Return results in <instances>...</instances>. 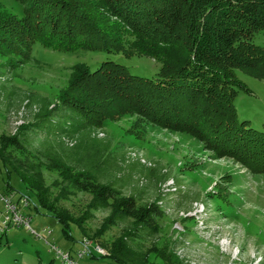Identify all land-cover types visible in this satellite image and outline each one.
Instances as JSON below:
<instances>
[{
  "label": "trees",
  "instance_id": "16d2710c",
  "mask_svg": "<svg viewBox=\"0 0 264 264\" xmlns=\"http://www.w3.org/2000/svg\"><path fill=\"white\" fill-rule=\"evenodd\" d=\"M20 1L26 8L24 17L0 15V58L14 64H29V51L36 44L70 56L116 52L131 57L132 49L155 59L170 54L171 59L161 63L152 79L140 78L111 61L100 62L94 71L80 62L72 64L69 88L61 95L66 110L79 116L75 120L72 114L55 115L56 106L51 108L46 98L23 95L29 108L38 105V113L32 123L7 139V145L21 154L28 151V130L42 135L41 143L36 155L23 154L19 160L6 153L9 148L0 149V160L32 191L41 207L57 218L65 236L71 238L70 223L82 234L85 230L80 222L55 213L43 169L60 177L55 186L61 192L55 201L72 194L67 188L79 190L82 180L93 183L85 215L107 212L94 235L101 237L123 226L120 237L107 246L102 244L110 260L148 264L151 251L146 252L139 242L158 235L157 218L163 213L157 204L160 198L134 213V203L140 200L119 191L114 165L107 161L111 142L91 137L106 119L101 116L102 109L107 110L103 106L115 100L129 115L137 114L171 134L194 137L213 153L214 161L231 159L249 173L264 175V133L254 131L248 121L241 122L233 104L237 89H243L237 71L264 79V49L253 43L257 33L264 34V0H103L115 22L99 15L95 0ZM108 22L114 26L110 28ZM24 55L25 60L16 59ZM65 140L74 143L69 146ZM126 158L145 168L139 160Z\"/></svg>",
  "mask_w": 264,
  "mask_h": 264
},
{
  "label": "rangeland",
  "instance_id": "374dc122",
  "mask_svg": "<svg viewBox=\"0 0 264 264\" xmlns=\"http://www.w3.org/2000/svg\"><path fill=\"white\" fill-rule=\"evenodd\" d=\"M95 1L100 6L98 11L102 18L117 21L105 10L103 0ZM25 11L20 0H0L2 16L8 13L22 18ZM111 22L107 23L110 28L114 26ZM253 43L264 49V34L257 33ZM163 50L171 52L166 48ZM29 52V64H14L0 58V149L9 148L7 139L18 134L22 126L32 123L38 113V105L29 108L28 98L23 95L46 98L51 108L56 106L55 115L59 117L72 114L74 120L79 118L76 113L66 110L61 95L69 88L72 64L80 62L94 71L100 62L111 61L125 66L140 78L152 79L162 62L171 61L170 54L155 59L132 49L129 50L133 53L131 57L116 52H80L70 56L42 49L38 44ZM25 58L24 55L16 59ZM246 72L241 70L235 74L243 85V89H237L233 101L237 118L241 122L248 121L254 131L264 133V79ZM122 105L115 100L103 106L107 110L102 109L101 116L106 119L91 137L111 142L107 161L114 165V178L118 187L121 186L119 191L125 196L136 195L140 200L134 203V213L142 211L156 197L160 198L157 204L163 213L157 218L158 235L155 239L139 242L146 252L151 251L148 264H264V175L249 173L231 159L214 161L213 153L194 137L184 133L171 134L141 120L137 114H127ZM26 132L30 144L23 154L33 157L42 135L30 134V130ZM65 143L71 146L74 142L65 140ZM12 149L10 147L6 153L17 160L23 157ZM128 153L156 163L157 167L145 169L136 163L130 164L126 162ZM42 171L49 188V203L55 213L80 222L85 232L82 234L70 223L68 234L71 238L65 236L57 218L41 207L32 191L11 169L3 168L0 160V196L12 203L22 196L28 198L30 204L22 209V213L30 217L31 228L41 237H33L24 226H11L0 234V264H62L55 253H50L51 244L63 253L70 252L76 264H115L109 257H76L82 238L97 242L101 247L102 244L107 246L120 237L123 227H114L101 237L94 235L107 216L103 211L85 215L95 185L82 180L79 190L67 188L72 194L55 201L61 192L60 187L55 186L60 183V177L57 172ZM4 208L0 197L2 217L6 212ZM44 229L51 231L49 236Z\"/></svg>",
  "mask_w": 264,
  "mask_h": 264
},
{
  "label": "built area",
  "instance_id": "2783aa9c",
  "mask_svg": "<svg viewBox=\"0 0 264 264\" xmlns=\"http://www.w3.org/2000/svg\"><path fill=\"white\" fill-rule=\"evenodd\" d=\"M129 156L139 160L138 162L144 165L145 168L153 166L152 163L146 161V159L144 160L141 156H138L135 153H131ZM0 197L1 201L5 205L4 209L6 210L4 217L0 216V234L6 232L11 226H24L33 234V237H39L38 234H35L31 228L30 217L22 213V209H25L29 206V199L22 196L16 203H12L8 198H5V196ZM43 232H45L47 236H49L51 233V231L47 229H44ZM80 245L81 248L76 255L77 259H82L84 257L93 259L95 255L104 258L109 257L108 251L101 247L100 244L94 241L92 242L86 237L81 239ZM49 251L50 253H55L56 256L62 260V264H76L71 258L70 252L63 253L52 244L49 248Z\"/></svg>",
  "mask_w": 264,
  "mask_h": 264
}]
</instances>
